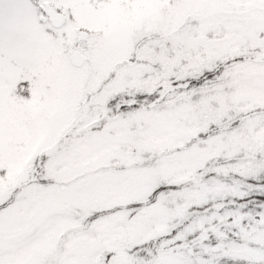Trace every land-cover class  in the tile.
I'll return each mask as SVG.
<instances>
[{
    "label": "snow or ice",
    "instance_id": "snow-or-ice-1",
    "mask_svg": "<svg viewBox=\"0 0 264 264\" xmlns=\"http://www.w3.org/2000/svg\"><path fill=\"white\" fill-rule=\"evenodd\" d=\"M0 264H264V0H0Z\"/></svg>",
    "mask_w": 264,
    "mask_h": 264
}]
</instances>
